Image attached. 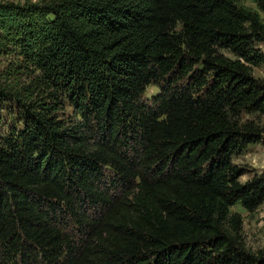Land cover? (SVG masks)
<instances>
[{
	"label": "trees",
	"instance_id": "trees-1",
	"mask_svg": "<svg viewBox=\"0 0 264 264\" xmlns=\"http://www.w3.org/2000/svg\"><path fill=\"white\" fill-rule=\"evenodd\" d=\"M260 11L0 0V264H264L233 210L264 203L233 160L264 142Z\"/></svg>",
	"mask_w": 264,
	"mask_h": 264
},
{
	"label": "rangeland",
	"instance_id": "rangeland-1",
	"mask_svg": "<svg viewBox=\"0 0 264 264\" xmlns=\"http://www.w3.org/2000/svg\"><path fill=\"white\" fill-rule=\"evenodd\" d=\"M17 2H24V0H15ZM247 6L260 11L258 6L252 0H241ZM264 19V13L260 11ZM264 50V43L260 45ZM224 53L229 57H233L228 50H224ZM6 58L0 57V71L5 66ZM254 75L257 78L264 79V65L254 67ZM159 88L154 85H150L147 88L146 96L150 99L152 95L157 93ZM3 116L6 120L9 119L13 122L17 115L16 109H12V105L2 110ZM73 110L71 107L66 106L65 110L61 113L63 116H71ZM246 118L255 119L260 121L264 127V116L258 114H245ZM234 163L238 165L243 175L240 180L244 183L252 180L254 177L264 176V142H253L247 146V148L240 154L234 156ZM234 211L239 212L243 218L242 240L246 246L252 251H258L264 249V203L261 204L255 211L250 212L243 208L240 204H237L233 208Z\"/></svg>",
	"mask_w": 264,
	"mask_h": 264
}]
</instances>
